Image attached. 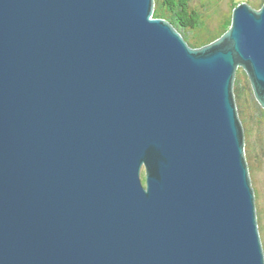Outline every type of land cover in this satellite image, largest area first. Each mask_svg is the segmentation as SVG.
Returning <instances> with one entry per match:
<instances>
[{"label":"water","instance_id":"1","mask_svg":"<svg viewBox=\"0 0 264 264\" xmlns=\"http://www.w3.org/2000/svg\"><path fill=\"white\" fill-rule=\"evenodd\" d=\"M153 10L0 0V264H264L233 93L264 108V0L199 47Z\"/></svg>","mask_w":264,"mask_h":264},{"label":"trees","instance_id":"2","mask_svg":"<svg viewBox=\"0 0 264 264\" xmlns=\"http://www.w3.org/2000/svg\"><path fill=\"white\" fill-rule=\"evenodd\" d=\"M244 1L255 8H258L263 2V0ZM236 4L238 3L232 0L229 12L217 14L211 25L204 22L203 11L193 5L191 0H154L153 16L171 22L190 46L199 47L218 38L229 27L231 10ZM233 93L244 129L245 157L255 189L258 228L264 249L260 195L253 177L254 159L262 156V160H264V108L260 107L254 99L244 70L237 69L236 71Z\"/></svg>","mask_w":264,"mask_h":264},{"label":"rangeland","instance_id":"3","mask_svg":"<svg viewBox=\"0 0 264 264\" xmlns=\"http://www.w3.org/2000/svg\"><path fill=\"white\" fill-rule=\"evenodd\" d=\"M191 1L193 5H195L197 8L201 9V11H203L204 22L207 25H211L215 20V18L217 17L216 16L217 14H221V13L227 14L229 12L230 4L232 0H191ZM233 1L240 3L243 2L244 0H233ZM253 165H254L253 177L256 181V185L258 187L259 195H260V206H261V216H262L261 224L264 228V160H262V156H259L258 158H256V160L254 159Z\"/></svg>","mask_w":264,"mask_h":264}]
</instances>
